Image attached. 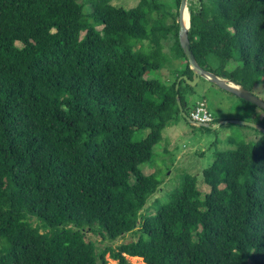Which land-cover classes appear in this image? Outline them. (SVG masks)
Instances as JSON below:
<instances>
[{
    "label": "trees",
    "instance_id": "16d2710c",
    "mask_svg": "<svg viewBox=\"0 0 264 264\" xmlns=\"http://www.w3.org/2000/svg\"><path fill=\"white\" fill-rule=\"evenodd\" d=\"M82 1L0 0V264H109L107 255L118 264H264L258 130L216 153L203 171L208 193L186 174L168 203L143 214L162 181L141 166L164 129L186 120L177 95L190 112L192 87L176 90L181 76L193 78L179 42L181 0L176 15L162 0L131 9L84 0L88 13ZM198 1L189 8L197 62L253 93L264 79V0ZM177 60L185 65L172 83L152 76ZM242 101L264 128V111ZM87 231L135 239L97 250Z\"/></svg>",
    "mask_w": 264,
    "mask_h": 264
},
{
    "label": "rangeland",
    "instance_id": "374dc122",
    "mask_svg": "<svg viewBox=\"0 0 264 264\" xmlns=\"http://www.w3.org/2000/svg\"><path fill=\"white\" fill-rule=\"evenodd\" d=\"M138 2L139 0H114L113 4L124 9H131L136 7ZM162 2L167 10L169 9L172 14L176 15L178 9L176 0H162ZM82 3L85 5V11L87 13L90 12L91 8L86 1L83 0ZM198 4V0H189V8L192 6L196 7ZM170 22H172V19ZM98 29L101 30L102 27ZM173 41L171 39L164 42L166 53H170ZM143 43L146 47L148 46L147 42ZM143 43H139L140 45L137 49ZM17 45L21 46L19 43ZM232 63L229 67L235 65V63L233 65ZM184 65L185 61H171L165 65L162 72L152 73V76L163 78L167 82L172 83L178 74V68ZM213 86L216 85L202 78L196 86L192 87L191 91L193 92H190L187 96V101L190 104L189 116L192 112L191 109H194L198 102L204 100L214 118V122L210 124L211 126L214 127L226 121L230 122L222 124L219 128L213 130L193 126L188 121L180 119L178 123L171 124L164 129L162 141L155 146L152 160L141 166L144 174L152 173L162 181L160 190L151 197L143 214L154 216L162 205L168 203L170 197L182 187L186 174L195 176L198 189L203 193H208L210 189L205 184L203 171L213 164L216 153L234 150L238 143L252 141L253 134L257 136L255 131H252L253 129L234 123V121L251 122L249 115L252 111L246 110L244 108L245 104L237 96L227 94L220 89H213ZM253 94L264 101V79L255 86ZM146 134L147 132L136 131L134 137L142 139ZM34 224L36 225L38 222L35 221ZM134 239L135 236L128 234L112 242L104 240L99 234L90 231L86 232V240L93 242L97 250L109 246L115 248ZM106 258L109 264H118L109 255ZM128 261L130 264H145L142 259L135 261L131 257H128Z\"/></svg>",
    "mask_w": 264,
    "mask_h": 264
},
{
    "label": "water",
    "instance_id": "95a60500",
    "mask_svg": "<svg viewBox=\"0 0 264 264\" xmlns=\"http://www.w3.org/2000/svg\"><path fill=\"white\" fill-rule=\"evenodd\" d=\"M186 11H189V22H188V24H186L185 20H184ZM190 16H191V13L189 10V0H181V4H180V8H179V22H178L179 23V42H180V45L184 51V54H185L187 60H188L189 66L193 72V78L190 79L188 76H181L178 79V82L176 85V90L179 91L180 83L182 81H185L186 84L193 87V86H196L200 82V80L203 78V79L208 80L212 84H215L216 86H218L222 90L227 91V92L237 96L241 100H244L246 102H249V103L257 106L259 109L264 111V101L259 99L253 93L249 92L248 90H246L242 86L235 84L231 80H227V79L220 78V77L216 76L215 74L207 71L205 68H203L199 65L193 51L191 50V45H190V40H189V30H190V26H191ZM177 103H178V106L180 108V111H181L183 118H185L193 126H198V127H203L206 129L215 130V129L219 128L222 124H227L230 122V121H226V122L220 123L214 127L209 125V124H201V123L194 122L190 118V116L184 112V109L182 107V103H181V99H180L179 95H177ZM234 123L239 124V125H243V126L255 129V130H258L264 134V128L262 126L256 124V123H254V122L234 121Z\"/></svg>",
    "mask_w": 264,
    "mask_h": 264
},
{
    "label": "built area",
    "instance_id": "2783aa9c",
    "mask_svg": "<svg viewBox=\"0 0 264 264\" xmlns=\"http://www.w3.org/2000/svg\"><path fill=\"white\" fill-rule=\"evenodd\" d=\"M190 118L197 123L212 124L214 122L213 115L210 113L206 101L202 100L196 104L191 112Z\"/></svg>",
    "mask_w": 264,
    "mask_h": 264
},
{
    "label": "bare ground",
    "instance_id": "6f19581e",
    "mask_svg": "<svg viewBox=\"0 0 264 264\" xmlns=\"http://www.w3.org/2000/svg\"><path fill=\"white\" fill-rule=\"evenodd\" d=\"M185 23L188 24L189 22V11L185 12V17H184ZM132 260H141L139 257H131Z\"/></svg>",
    "mask_w": 264,
    "mask_h": 264
},
{
    "label": "crops",
    "instance_id": "0c3cea01",
    "mask_svg": "<svg viewBox=\"0 0 264 264\" xmlns=\"http://www.w3.org/2000/svg\"><path fill=\"white\" fill-rule=\"evenodd\" d=\"M213 89H220L221 91H222V89L221 88H219L218 86H213ZM224 91V90H223ZM224 92H226L227 94H231V93H229V92H227V91H224ZM253 131V130H252ZM254 132V131H253ZM252 138H253V140H256L257 138H256V136L253 134V136H252Z\"/></svg>",
    "mask_w": 264,
    "mask_h": 264
}]
</instances>
